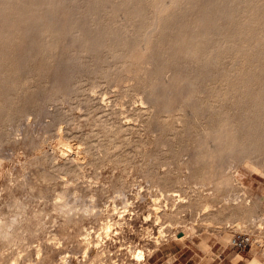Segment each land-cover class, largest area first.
I'll return each instance as SVG.
<instances>
[{
  "label": "rangeland",
  "instance_id": "1",
  "mask_svg": "<svg viewBox=\"0 0 264 264\" xmlns=\"http://www.w3.org/2000/svg\"><path fill=\"white\" fill-rule=\"evenodd\" d=\"M5 1L0 0V9L4 6L0 10V38L5 36L0 39V224L7 227L5 232H0V264H112L113 261L141 264L154 249L170 242L184 245L185 257L192 258L189 264L198 263L199 256L204 257L208 247L215 250L220 247L233 253V261L220 264H264V253L257 248L237 251L228 245L236 228L253 230L258 221L264 225V143L259 147L263 146V150L257 152L258 149H254L249 154L260 169L252 172L242 166V158L247 153L245 148L239 150L241 153L233 151L228 158L232 164L226 163L228 161L223 157L227 152L219 146L224 140L219 138L215 142H206L208 110L206 115L203 113L205 110L196 113L197 110L189 108L192 94L202 99L220 86L214 79L217 69L224 70L225 75L237 70L246 71L254 64L249 59L261 56L264 51V0H256V5L252 4L255 0H175L171 3L166 0H93L95 3L92 0H54L53 4H47V0H19L17 5L15 2L18 0H8V5L13 1L10 8ZM93 5L94 10L91 9ZM248 5H253V9ZM26 7L37 13L49 10L54 16L55 34L51 35L53 38L48 40L47 46L40 42L37 43L39 46H33L22 33V24L32 18L26 14L27 11L25 13ZM100 7L104 12L102 16ZM229 7L233 8L232 11ZM154 14L162 17L161 29L154 33V42H145ZM241 19H246L245 24L236 23ZM104 20L108 22L104 24ZM184 20V23H191L186 25L182 22ZM75 21L91 22L92 30L99 29L95 31H99L100 36L93 31L90 34L92 38L89 37L84 44L78 40L74 42L67 28ZM192 21H195L193 27H207L209 38L205 33H201V37L198 29V32L191 29ZM234 21L239 24L237 28ZM130 22L135 24L134 28ZM258 23H262V27ZM106 24L108 26H104ZM164 25L165 29L162 28ZM225 27L226 33L221 31ZM230 28L233 34L229 33ZM225 34L232 39L234 37L236 42H229L228 48L222 50L219 64L210 67V74L203 76L194 88H189L182 81L176 84L172 79L173 73H179L181 68L190 73L195 69L193 66L196 67L194 60L182 55L184 48L191 44L206 46L211 39L212 44ZM101 42L106 43L102 45ZM163 49L166 52H161ZM118 51L122 53L117 54ZM171 51L178 55L176 62L170 60ZM157 55L160 62L162 58V63H158ZM240 57L245 59L242 66L237 63ZM19 59L24 60L22 69L19 68L22 62ZM169 82L174 83L175 89ZM165 87L169 90V94L167 89L165 91L168 100L154 105L148 101L149 94H161ZM210 100L214 101L209 99L207 102ZM211 101L207 104L212 108L216 102L219 105L218 101L214 104ZM195 117L199 121L197 124ZM203 120H207L206 124ZM62 142L72 145V148L64 149ZM239 142L244 143L241 139ZM77 152L79 156L75 157ZM227 180L230 181L229 186L225 184ZM228 190H231V195L225 202ZM120 191L123 192L121 195L118 194ZM62 193H65L64 200L58 198ZM59 200H67L69 205L62 207L63 202ZM123 200L128 204V211L120 218L113 212L111 202L115 201L121 207L125 203ZM54 201H58L60 206L54 205ZM181 202H185V208H179ZM204 204L212 209L206 216L200 210ZM248 210L252 215H245ZM156 212L159 213V221L156 220ZM239 221L241 226L236 227ZM106 222L111 224L108 236L103 230ZM88 232L89 239H86ZM136 250L143 252L144 258L140 262L133 258ZM211 257L217 262L223 258L214 254Z\"/></svg>",
  "mask_w": 264,
  "mask_h": 264
},
{
  "label": "bare ground",
  "instance_id": "2",
  "mask_svg": "<svg viewBox=\"0 0 264 264\" xmlns=\"http://www.w3.org/2000/svg\"><path fill=\"white\" fill-rule=\"evenodd\" d=\"M4 1V0H3ZM6 1H8V0H6ZM5 1V2H6ZM32 1V0H31ZM30 1V2H31ZM137 1V0H136ZM139 1H141V0H139ZM148 1V0H147ZM173 1H175V0H166V2L167 3H171V2H173ZM198 1V0H197ZM207 1V0H206ZM217 1V0H216ZM235 1V0H234ZM250 1V0H249ZM252 1H254V0H252ZM252 1L251 2H249L250 3V5H251V3H252ZM259 1H261V0H259ZM13 1H10V4L12 3ZM18 2H20L19 0L18 1H16L15 2V4L16 3H18ZM47 2V4H53L54 3V0H47L46 1ZM46 2H44V3H46ZM79 2V1H78ZM84 2V1H83ZM112 2H113V0H112ZM145 2H146V0H145ZM219 2V1H218ZM7 4L6 5H8V2H6ZM32 3V2H31ZM30 3V4H31ZM56 3V2H55ZM89 3V2H88ZM90 3H91V1H90ZM92 3H95V2H93V0H92ZM126 4H127V1L125 2ZM135 3V2H134ZM141 4H143L142 2H140ZM148 3V2H147ZM208 3V2H207ZM210 3V2H209ZM233 3V2H232ZM232 3H229L231 6H234V4L232 5ZM256 3V0H255V2L254 3H252L253 5ZM259 3V2H258ZM1 4H4V3H1ZM8 5L9 6V8H10V6H12V4L11 5ZM21 4V3H20ZM67 4V3H66ZM166 4V3H165ZM179 4V3H178ZM203 4V3H202ZM236 4V3H235ZM17 5V4H16ZM27 5H29V4H27ZM96 5V4H95ZM95 5H93V7L91 8V9H93L94 10V6ZM97 5H98V3H97ZM99 5H100V3H99ZM125 4H123L122 6H124ZM144 6H146L147 7V5H145V4H143ZM186 5V4H185ZM210 5H212L213 6V4H210ZM210 5H208V7L210 6ZM227 5V3L225 4V5H223V7L224 6H226ZM250 5H248L249 7H250ZM253 5L250 7V8H252L253 7ZM256 5V4H255ZM2 6V5H1ZM22 6H24V5H22ZM21 6V7H22ZM45 6H46V4H45ZM118 6V5H117ZM137 6V5H136ZM143 6V7H144ZM236 6H237V4H236ZM263 6V5H262ZM6 7V6H5ZM20 7V8H21ZM25 7V6H24ZM89 7V6H88ZM138 7H141V6H138ZM207 7V8H208ZM214 7H215V5H214ZM2 9L4 8V6L3 7H1ZM8 8V7H7ZM8 8V9H9ZM13 8H14V6H13ZM27 8V10H24L25 11V13H26V11H27V13L26 14H29L30 15V17H32V18H30L29 20H27L25 23H23L22 24V33L23 34H25L26 35V37L29 39L28 41H30L31 43H33V46L35 45V44H37L38 42H40V44H42V45H44V46H47V43H48V40L50 39V38H53V37H51V35H54L55 34V32H54V34H53V31H54V16L53 15H51L50 13H49V10H39V11H41V12H39L38 11V9H37V11H38V13H41V14H38L37 12H36V10L34 11V12H32L33 10H31L29 7H26ZM28 8H29V10H28ZM32 8V7H31ZM40 8V7H39ZM99 8V7H98ZM97 8V9H98ZM102 8H104V7H102ZM117 8V7H116ZM115 7H114V9H116ZM119 8V7H118ZM133 8V7H132ZM204 8H205V6H204ZM206 8V9H207ZM212 8V7H211ZM229 8H231V7H229ZM228 8V12H229V14H230V9ZM247 8V7H246ZM2 9H0V10H2ZM17 9V8H16ZM41 9V8H40ZM46 9V8H45ZM50 9V8H49ZM134 9V8H133ZM142 9V8H141ZM150 9V8H149ZM148 9V10H149ZM178 8H176V10H177ZM209 9H210V7H209ZM214 8H212V10H213ZM232 9L233 8H231V11H232ZM235 9L236 10H238L236 7H235ZM243 9V8H242ZM241 9V10H242ZM253 9V8H252ZM251 9V10H252ZM23 10V9H22ZM117 10V9H116ZM129 10H132V9H129ZM148 10H147V13H150V12H148ZM151 10V9H150ZM149 10V11H150ZM176 10H174V12H178V11H176ZM200 10H202V8L200 9ZM204 11H205V9H203ZM202 10V11H203ZM208 10V9H207ZM212 10H209V11H212ZM241 10H240V12H241ZM251 10H250V12H251ZM6 11V10H5ZM13 10H11V12H12ZM17 11H18V9H17ZM98 11H99V9H98ZM104 11H106V10H104ZM133 11H136L137 12V10H133ZM235 11V10H234ZM234 11L233 12H231L232 14L234 13ZM11 12H9V13H11ZM51 12V11H50ZM100 12H102L101 13V16H102V14L104 13L103 12V10L101 11V7H100ZM127 12H129V11H127ZM140 12H142V11H140ZM170 12H173V11H170ZM169 12V13H170ZM186 12V11H185ZM188 12V11H187ZM194 12V11H193ZM200 11L198 10V13H199ZM208 11H206V13H207ZM240 12H239V14H240ZM248 12V11H247ZM246 12V13H247ZM5 13V12H4ZM13 13V12H12ZM15 13V12H14ZM17 13V12H16ZM55 14H56V12H54ZM95 13H97V12H95ZM94 13V14H95ZM191 13V12H190ZM205 13V12H204ZM212 13V12H211ZM211 13H209V14H211ZM246 13H244V15L246 14ZM249 13V12H248ZM247 13V14H248ZM256 13V12H255ZM20 13L18 12V15H19ZM54 14V15H55ZM79 14V13H78ZM151 14H152V12H151ZM150 14V15H151ZM178 14H180L179 12H178ZM178 14L177 13H175L174 15L176 16H178ZM192 14V13H191ZM194 14H196V16L198 15L197 13H196V11H195V13ZM238 14V13H237ZM238 14V15H239ZM246 14V15H247ZM10 15V14H9ZM18 15H14V17H17ZM59 15V14H58ZM57 15V16H58ZM130 15H132V14H130ZM138 15H139V13H138ZM149 15V14H148ZM183 15H184V13H183ZM188 15V14H187ZM206 15H208V14H206ZM228 15V14H227ZM242 15V14H241ZM245 15V16H246ZM56 16V15H55ZM88 16V15H87ZM99 16V15H98ZM106 16V15H105ZM154 16H155V14H154ZM164 16H165V14H164ZM175 16H173L174 18H175ZM179 16H181V15H179ZM186 16V15H185ZM192 16V15H191ZM212 16V15H211ZM229 16V15H228ZM234 16V15H233ZM251 16V15H250ZM254 16L255 15H253V18H254ZM258 16H260V14L258 15ZM9 17V16H8ZM11 17V16H10ZM79 17V16H78ZM92 17V16H91ZM127 17V16H126ZM130 17V16H129ZM134 17H136V16H134ZM139 17V16H138ZM137 17V18H138ZM173 17H172V19H173ZM198 17V16H197ZM196 17V18H197ZM205 17H207V16H205ZM249 17V16H248ZM58 18V17H57ZM57 18H56V20H57ZM94 18H96L95 16H94ZM93 18V19H94ZM107 18H109V17H107ZM114 18V17H113ZM125 18V17H124ZM145 18H147V17H145ZM152 18V17H151ZM164 18V17H163ZM185 18V17H184ZM190 18V17H189ZM192 18H194L193 16H192ZM211 18V17H210ZM253 18H252V20H253ZM262 18V17H261ZM261 18H260V21H262L261 20ZM9 19V18H8ZM12 19H15L16 20V18H13L12 17ZM69 19V18H68ZM93 19H92V22H93ZM104 19H106V17L104 18ZM119 19V18H118ZM136 19V18H135ZM182 19H183V16H182ZM185 19H188V17L187 18H185ZM17 20H18V18H17ZM55 20V21H56ZM73 20V19H72ZM87 19H85V21H86ZM88 20H90V19H88ZM87 20V21H88ZM99 20V19H98ZM101 20V19H100ZM110 20V19H109ZM115 20V19H114ZM126 20H127V18H126ZM134 20V19H133ZM177 20V19H176ZM180 20H181V18H180ZM191 19H189V21H190ZM193 20V19H192ZM195 20V19H194ZM198 20V19H197ZM234 20V19H233ZM242 21L241 22H238V21H236V23H243L245 20L244 19H241ZM250 21H251V19H249ZM80 21V20H79ZM82 21H84V20H82ZM81 21V22H82ZM97 21V20H96ZM102 21V20H101ZM105 21V20H104ZM111 21H113V19H111ZM120 21V20H119ZM140 21H142V24H143V20H140ZM179 21V20H178ZM188 21V20H187ZM254 21V20H253ZM256 21V20H255ZM258 21V20H257ZM11 22H12V20H11ZM13 22H14V20H13ZM108 22V21H107ZM106 21L104 22V24L105 23H107ZM110 22V21H109ZM131 22H133V21H131ZM131 22L129 23L130 24V26L132 25H135V24H131ZM135 22H137V21H135ZM161 22H162V17H159V15H156L155 17H154V19H152V22H151V24H150V26L148 27V23H147V29H148V31H147V34H146V36H145V38H144V40H145V42H154V41H152V38L154 37V33L155 32H158L159 31V29H161L160 28V25H161ZM165 22V21H164ZM183 23L185 22V20L184 21H182ZM193 22H195V21H192V23ZM231 22H232V20H231ZM259 22V21H258ZM17 23V22H16ZM89 23H91V22H89ZM89 23L87 22H83V23H79L78 21H75V22H73L71 25H70V28L68 29L67 28V30H69V32H70V36L71 37H73V39H74V42L76 41V40H78V42H82L83 44L87 41V39L89 38V37H91V32H93V31H97V30H99V29H95V30H92V27H91V25H89ZM94 23L96 24L97 22H95V20H94ZM93 23V24H94ZM100 22H98V24H99ZM113 23H114V21H113ZM116 23V22H115ZM168 23V26H169V22H167ZM166 23V24H167ZM170 23H172V22H170ZM174 23V22H173ZM178 23H180V21L178 22ZM187 23H191V22H187ZM187 23H184V24H186L187 25ZM197 23V22H196ZM95 24L93 25L94 26V28H96L95 27ZM128 24V25H129ZM175 24H177V23H175ZM175 24H174V27H176L175 26ZM182 24V23H181ZM227 24V26H228V22L226 23ZM232 24V23H231ZM234 24H235V21H234ZM244 24H245V22H244ZM252 24V26H253V23H251ZM259 25H260V23H258ZM12 26H13V24H11ZM15 25V24H14ZM100 25V24H99ZM112 25V24H111ZM115 25V24H114ZM125 25V24H124ZM180 25V24H179ZM189 25V24H188ZM191 25V24H190ZM193 25H195V23H193L192 24V26H191V29L193 28V30H196L197 31V29H198V31H200L199 32V34L201 35V33H205L206 34V31H207V27H205V26H202V25H200V26H198V25H196V26H194L193 27ZM203 25H205V23H203ZM207 25V24H206ZM236 25V24H235ZM239 25V24H238ZM238 25H236V28H237V26ZM242 25V24H241ZM261 25H262V23H261ZM260 25V26H261ZM104 26H108V24H106V25H104ZM113 26V25H112ZM143 26V25H142ZM172 25H170V27H171ZM184 26V25H183ZM231 26H233V24L231 25ZM259 26V27H260ZM11 27V26H10ZM58 27V26H57ZM67 27V26H66ZM97 27H98V25H97ZM100 27V26H99ZM98 27V28H99ZM178 27V26H177ZM189 27V26H188ZM187 27V28H188ZM216 27H218V26H216ZM234 27V26H233ZM256 27V26H255ZM262 27V26H261ZM14 28V27H13ZM16 28H17V25H16ZM107 27H105V29H106ZM109 28V27H108ZM113 28V27H112ZM115 28V27H114ZM117 29H118V27H116ZM120 28V27H119ZM131 28V27H130ZM133 28H134V26H133ZM141 28V27H140ZM144 28H145V31H146V25H144ZM162 28L163 29H165V25H164V27L162 26ZM169 28V27H168ZM220 28V27H219ZM224 28V27H223ZM222 28V30L221 31H223L224 30V32H225V30H226V27H225V29H223ZM247 28H250L249 26L247 27ZM246 28V29H247ZM162 29V30H163ZM167 29V28H166ZM178 29V28H177ZM209 29V28H208ZM245 29V30H246ZM12 30H15V29H12ZM16 30H18V29H16ZM20 30V29H19ZM66 30V29H65ZM170 30V29H169ZM186 30H189V29H186ZM213 30V29H212ZM211 30V31H212ZM231 30H232V28H230V31H229V33L231 32ZM256 30H258V29H256ZM94 32L95 33V35L97 34V35H99L100 36V33H99V31H98V33L97 32ZM109 31H111L110 29H109ZM143 31V30H142ZM144 31V32H145ZM167 31V30H166ZM190 31V30H189ZM197 31V32H198ZM215 31V30H214ZM220 31V30H219ZM219 31L217 32V34H219ZM220 31V32H221ZM233 31V30H232ZM249 31H250V29H249ZM249 31H247V32H249ZM260 31H262V30H260ZM259 31V32H260ZM19 32V31H18ZM69 32H67V33H69ZM106 32H107V30H106ZM113 32V31H112ZM111 32V33H112ZM114 32H115V30H114ZM134 32V31H133ZM171 32V31H170ZM179 32V31H178ZM15 33V32H14ZM56 33H59V31H57ZM180 33V32H179ZM208 33V32H207ZM226 33V32H225ZM232 33V32H231ZM230 33V34H231ZM115 34V36H116V33H113V35ZM142 34H143V32H142ZM157 35H158V33H156ZM161 34H162V31H161ZM160 34V35H161ZM215 34V33H214ZM233 34V33H232ZM5 35V34H4ZM11 35V34H10ZM93 35V34H92ZM130 35V34H129ZM131 35H133L132 33H131ZM134 35H135V33H134ZM160 35H159V37H160ZM194 35V34H193ZM196 35V34H195ZM207 35V34H206ZM12 36V35H11ZM14 36H15V34H14ZM111 36V35H110ZM124 36H125V34H124ZM142 36H144V34L142 35ZM141 36V37H142ZM175 36V35H174ZM177 36H178V34H177ZM197 36V35H196ZM209 35H207V37H208ZM217 36V35H216ZM235 36V35H234ZM4 37L5 36H2V38L4 39ZM13 37V36H12ZM56 37V36H55ZM95 37V36H94ZM136 37H138V36H136ZM140 37V39H142ZM158 37V36H157ZM182 37V36H181ZM184 37V36H183ZM201 37H202V35H201ZM218 37V36H217ZM2 38H0V39H2ZM92 38V37H91ZM98 38V37H97ZM124 38V37H123ZM122 38V39H123ZM128 38H133V37H128ZM174 39H175V37H173ZM177 39H178V37H176ZM197 38V37H196ZM209 38V37H208ZM212 38V37H211ZM213 38H214V36H213ZM219 38H221V39H219V40H217V41H212V44L214 43V42H218L217 44H215V45H212L211 44V40L210 39H208V40H210L209 41V43H207L208 45H206V46H199V47H195L193 44H191V45H189L187 48H184V53H182V55H184L186 58H189V59H191L192 61L194 60L195 61V64H196V67H194L193 66V68H195V69H192V71L190 70V73L189 72H187V70H186V72H184L183 70V68H181L182 70H179V73H173V80L176 82V84H177V81H182L183 83H184V85H187L189 88L191 87V88H194L196 85H197V82H199V80H201V78L203 77V76H206V74L208 75V74H210V71H209V69H210V67H212L213 68V66L214 65H218L219 64V58H220V54L222 53V50L223 49H226V47H227V45H230V43L229 42H236V40H233L234 39V37H233V39H232V36H230L229 34L226 36V34H225V36H221V37H219ZM236 38H237V36H236ZM264 38V37H263ZM71 39V38H70ZM96 39V38H95ZM98 39H101L100 37L98 38ZM126 40H127V37L125 38ZM125 39H123L124 41H125ZM140 39H139V41H140ZM156 39V38H155ZM158 39V38H157ZM176 39V40H177ZM183 39V38H182ZM203 38H201V40H202ZM11 40V39H10ZM53 40V39H52ZM102 41H104L103 39H101ZM114 40V39H113ZM130 40V39H129ZM128 40V41H129ZM136 40H137V38H136ZM136 40H135V42H136ZM176 40H172V41H176ZM199 41L198 42H200V37H199V39H198ZM261 40H263V39H261ZM14 41V40H13ZM19 41V40H18ZM156 41H159V40H156ZM171 44H172V42L170 41V40H168ZM193 41V40H192ZM195 41V40H194ZM15 42V41H14ZM17 42V41H16ZM20 42V41H19ZM43 42H45V43H43ZM70 42V41H69ZM95 42V41H94ZM114 42V41H113ZM132 42V41H131ZM131 42H129L130 44H131ZM137 42H138V40H137ZM162 42V41H161ZM167 42V41H166ZM191 42V41H190ZM197 42V41H196ZM197 42V44H199ZM207 42V41H206ZM242 42V41H241ZM262 41H260V43H261ZM29 43V42H28ZM30 43V44H31ZM96 43V42H95ZM102 43V42H101ZM104 43H106V42H103L102 43V45L104 44ZM129 43H126L128 46L130 45ZM132 43H134V42H132ZM156 43V42H155ZM175 43V42H174ZM192 43H194V42H192ZM39 44V43H38ZM37 44V46H39ZM70 44V43H69ZM114 44V43H113ZM118 44V43H117ZM177 44V43H176ZM212 45V46H210V45ZM50 45V44H49ZM70 45H74V44H70ZM69 45V46H70ZM101 45V46H102ZM106 45V44H105ZM111 45H112V43H111ZM132 45V44H131ZM130 45V46H131ZM178 45V44H177ZM176 45V46H177ZM194 47H193V46ZM200 45V44H199ZM3 46V45H2ZM1 46V47H2ZM30 46V45H29ZM97 46V45H96ZM100 46V45H99ZM114 46V45H113ZM136 46V45H135ZM154 46V45H153ZM161 46V45H160ZM172 46H173V44H172ZM171 46V47H172ZM251 46V45H250ZM259 46V45H258ZM6 47V46H5ZM79 47V46H78ZM78 47H77V49H78ZM104 47V46H103ZM106 47V46H105ZM107 47H108V45H107ZM106 47V48H107ZM112 47V46H111ZM127 47V46H126ZM163 47H165V44H164V46ZM170 47V48H171ZM2 48H4V47H2ZM24 48V47H23ZM23 48H22V50H23ZM32 48V47H31ZM102 48V47H101ZM109 49H112V48H110V47H108ZM131 48V47H130ZM141 48H142V46H141ZM153 48V47H152ZM162 47H160V49H161ZM165 48H167V43H166V47ZM228 48V47H227ZM254 48H256V47H254ZM30 49V48H29ZM43 49V48H42ZM45 49V48H44ZM43 49V50H44ZM126 49H128V48H126ZM33 50V49H32ZM31 50V52H33ZM102 50V49H101ZM152 50V49H151ZM164 50V49H163ZM166 50V49H165ZM161 51V52H166V51ZM25 51V50H24ZM36 51V50H35ZM51 51V50H50ZM69 51H70V49H69ZM72 51H74V50H72ZM103 51H104V49H103ZM105 51H107L106 49H105ZM109 51V50H108ZM123 51V50H122ZM125 52H126V50H124ZM128 51V50H127ZM155 51V50H154ZM239 51V50H238ZM22 52V51H21ZM39 52H41V51H39ZM100 52V51H99ZM115 52H117V51H115ZM255 52V51H254ZM23 53V52H22ZM45 53H47V52H45ZM73 53V52H72ZM77 53V52H76ZM79 53V52H78ZM82 54H84L83 53V51L81 52ZM101 53V52H100ZM103 53V52H102ZM113 53V52H112ZM122 52H120L119 53V51H118V53L117 54H121ZM159 53V52H158ZM5 54H7V51H6V53ZM21 54V53H20ZM32 54V53H31ZM48 54V53H47ZM46 54V55H47ZM81 54V55H82ZM97 54V53H96ZM103 54H105V52L103 53ZM109 54V53H108ZM115 54V53H114ZM113 54V55H114ZM170 54H171V61H173V62H176L177 61V59H178V55L176 56V54L174 53V51H171L170 52ZM3 55V53H1V56ZM25 55V54H24ZM24 55H23V57H24ZM26 55H29L27 52H26ZM45 55V56H46ZM50 55H51V52H50ZM74 55V54H73ZM91 55V54H90ZM106 55V54H105ZM152 56H153V54H151ZM165 55V54H164ZM164 55H163V57H164ZM227 55V54H226ZM230 55V54H229ZM4 56V55H3ZM6 56V55H5ZM17 56V55H16ZM32 56V55H31ZM35 56H36V53H35ZM45 56L43 55V57L45 58ZM75 56V58H76V54L74 55ZM118 56V55H117ZM123 56V55H122ZM121 56V57H122ZM158 56V55H157ZM224 56H225V54H224ZM28 57H30V55L28 56ZM80 57V56H79ZM110 57H111V54H110ZM116 57V56H115ZM156 57V56H155ZM154 57V58H155ZM167 57V56H166ZM227 57V56H226ZM234 57V56H233ZM255 57V56H254ZM4 58H6V57H4ZM22 58V57H21ZM32 58H35L34 56L32 57ZM31 58V59H32ZM37 58H39V56L37 57ZM43 58V60H47V59H44ZM72 58H73V56H72ZM91 58V57H90ZM114 58V57H113ZM113 58H111V60L113 59ZM157 58V60L159 59V56L158 57H156ZM228 59H229V57H227ZM241 58V57H240ZM0 59H2V58H0ZM7 59V58H6ZM11 58H9V60H10ZM28 59V58H27ZM25 57H24V60L25 61H27L28 62V60H27ZM77 59V58H76ZM80 59V58H79ZM118 59H119V57H118ZM248 59V58H247ZM23 60V61H24ZM32 60H35V59H32ZM72 60V59H71ZM78 60V59H77ZM77 60H75V62H77ZM83 60V59H82ZM81 60V61H82ZM249 60H251L252 62H254V64L249 68V69H247L246 68V71L245 70H237V71H232L231 73H229V74H227V75H225L223 72H224V70H216V68H215V70H216V75H215V77L214 76H212V77H214V79L216 78L218 81H219V84H220V86H218V88L217 89H215L213 92H211V93H209V94H207V95H205L206 97H204V98H199V97H196L195 95H193L192 94V99H190V97H189V100H192V103H191V106L189 107L190 109H194V111L195 110H197V112L196 113H198V111H200V112H203L204 110H205V112H203V113H206V110H208V113L210 114V117L208 118V124H209V129L207 128V127H204V129H206L207 128V132H208V135H207V137H206V142L207 141H212V140H214V142H215V140H217V139H219V138H221V139H223L224 140V142H223V145H219V143H217V145H219V146H221L220 148L222 149V151H224L225 153L227 152V154L223 157V160L224 161H228L229 159V157L231 156V154H232V152L233 151H235V150H241V149H243V148H245L247 151V153H246V155H245V157L244 158H242L243 159V164H242V166L243 167H245V169H248L249 171H256L257 169H260V166L258 165V163H256L255 161H253L249 156V154H251L253 151H254V149H258V151L257 152H259V150H263V146H262V148H260L259 149V147H261V144H263L264 143V51H263V53L261 54V56L259 55L258 57H255V58H253V59H249ZM1 61V60H0ZM19 61H22V60H20L19 59ZM23 61L20 63V69H22V68H24V66L22 67V63H23ZM40 61H42V58L40 59ZM78 61H80V60H78ZM159 61V60H158ZM161 61L163 62V60H162V58H161ZM187 61V60H186ZM185 61V62H186ZM243 61H245V59H243V58H241V59H238V62L237 63H239V65H241L242 64V62ZM8 62V61H7ZM7 62H5V63H7ZM155 62H157V61H155ZM162 62H158V63H162ZM170 62V61H169ZM185 62H183V64L185 63ZM230 62V61H229ZM82 63V62H81ZM178 63V62H177ZM2 64V63H1ZM38 64H39V62H38ZM156 65H157V63H155ZM165 64L167 65L168 64V61H167V63H166V61H165ZM180 64V63H179ZM8 65V64H7ZM176 65V64H175ZM39 66V65H38ZM164 66V65H163ZM168 66V65H167ZM190 66L191 65H189V68H190ZM242 66V65H241ZM244 66V65H243ZM3 67H4V65H3ZM5 67H7V66H5ZM169 68H170V66H168ZM168 67H166V69L168 68ZM246 67V66H245ZM161 68V67H160ZM168 68V69H169ZM176 68H178V65H177V67ZM188 68V67H187ZM191 68H192V66H191ZM219 68V67H218ZM3 68H1V70H2ZM26 69V68H25ZM39 69V68H38ZM5 70V69H4ZM8 70V69H7ZM175 70V72H176V69H174ZM178 70V69H177ZM209 72H208V71ZM232 70V69H231ZM25 72L26 70H20V72ZM38 71V70H37ZM213 71V70H212ZM167 72V71H166ZM213 73V72H212ZM166 74V73H165ZM9 75V74H8ZM171 75V74H170ZM5 77V76H4ZM169 75H168V79H169ZM73 78V77H72ZM158 78H160L159 76H158ZM162 78V77H161ZM160 78V79H161ZM170 78V79H171ZM208 79H209V77H208ZM207 79V81L208 82H210L209 80ZM212 79V78H211ZM5 80V79H4ZM3 80V81H4ZM7 81V80H6ZM10 81V80H9ZM14 81V80H13ZM71 81V80H70ZM156 82H157V80H155ZM154 81V82H155ZM165 81V80H164ZM172 81V80H171ZM174 81H172V82H174ZM204 80H202V81H200V82H203ZM218 81H217V84H218ZM1 82V81H0ZM155 82V83H156ZM159 82V81H158ZM162 82V81H161ZM160 82V83H161ZM170 83L171 85H173L174 83ZM181 82V83H182ZM206 82V81H205ZM215 82V81H214ZM2 83V82H1ZM11 83H12V80H11ZM70 83V82H69ZM160 83H158V84H160ZM178 83H180V82H178ZM213 83V82H212ZM6 84V83H5ZM154 84V83H153ZM175 84V85H176ZM200 84V83H199ZM69 85V84H68ZM163 85V84H162ZM168 85V84H167ZM201 85V84H200ZM207 85H209V84H207ZM214 85L216 86V84L214 83ZM213 85V86H214ZM70 87H71V83H70V85H69ZM198 86V85H197ZM14 87V86H13ZM39 87V86H38ZM152 87H154L153 85H152ZM167 87V86H166ZM164 88L163 90H164V92H162L161 94H156V93H151V94H149V96H148V101L150 102V103H152L153 105H154V103H158L159 101H160V103H162L161 102V100L163 101L164 99H166V100H168L167 99V94L165 93V91H166V89L167 88ZM170 86H168V88H169ZM171 87H173L174 89H175V86L173 85V86H171ZM170 87V88H171ZM212 87V86H211ZM169 88V89H170ZM173 88H171V89H173ZM177 88V87H176ZM188 88V89H189ZM15 89V88H14ZM186 87H185V92H186ZM199 89V88H198ZM155 90V89H154ZM158 90V89H157ZM156 90V91H157ZM168 90V89H167ZM200 90V89H199ZM15 91H16V89H15ZM171 91H173V90H171ZM195 91V90H194ZM155 92V91H154ZM158 92V91H157ZM168 92V94H169V90L167 91ZM197 92V91H196ZM196 92H195V94H196ZM2 93V92H1ZM17 93H18V90H17ZM172 93V92H171ZM200 93H202V91L200 92ZM13 94V93H12ZM206 94V93H205ZM8 96V95H7ZM12 96V95H11ZM13 96H15V94H13ZM169 98H170V96H169ZM209 99H212V100H214V101H218L219 102V105L218 104H216L214 101L212 102L211 100V102L214 104L215 103V105H218V106H216V108H214V106L215 105H213V108H212V106H209L207 103H209V102H207ZM165 100V101H166ZM9 102V101H8ZM164 102V101H163ZM11 102H9V104H10ZM212 105V104H211ZM188 108V109H189ZM186 109V108H185ZM187 110V109H186ZM186 110H184L185 112H186ZM193 111V112H194ZM200 114V113H199ZM208 114V115H209ZM191 115H193V113L191 114ZM206 115H207V113H206ZM194 116V115H193ZM188 117H190V116H188ZM23 118V117H22ZM179 118H181V116L179 117ZM196 118V117H195ZM197 119V118H196ZM195 119V121H196V124H197V121H198V119L196 120ZM20 120V119H19ZM21 121V120H20ZM200 121H202V120H200ZM204 121V120H203ZM207 120H205L204 121V123L206 122ZM198 123H199V121H198ZM203 123V122H202ZM203 123V124H204ZM201 124V123H200ZM206 124V123H205ZM9 126H11V125H9ZM8 126V127H9ZM197 126V125H196ZM203 126V125H202ZM208 126V125H207ZM198 128H199V126H197ZM11 128V127H10ZM10 128H9V130H10ZM13 128V127H12ZM194 128H196V127H194ZM9 130H7V132L9 131ZM13 131V130H12ZM198 133H200V130L198 131ZM5 135H6V133H4ZM8 136V135H7ZM241 137V138H240ZM247 138V139H246ZM7 139V138H6ZM5 139V140H6ZM205 139V138H204ZM203 139V140H204ZM239 139H241V141L243 140L244 141V143L242 142V143H240L239 142ZM217 142H219V141H217ZM211 143H213V142H211ZM216 144V143H215ZM61 145L63 146V148L65 149V148H67L68 150L69 149H71L72 148V145L70 146L68 143H65V142H62L61 143ZM205 146V145H204ZM60 147V146H59ZM199 147V146H198ZM202 147V146H201ZM91 148V147H90ZM87 150H89V149H87ZM86 150V151H87ZM78 151V150H77ZM90 151V150H89ZM88 151V152H89ZM264 151V150H263ZM263 151H261V152H263ZM75 152V151H74ZM217 152V151H216ZM218 152H219V149H218ZM240 152V151H239ZM69 153V152H68ZM92 153V152H91ZM220 153V152H219ZM241 153V152H240ZM264 153V152H263ZM108 154V153H107ZM221 154H222V152H221ZM259 154V153H258ZM257 154V155H258ZM240 155H242V154H240ZM256 155V154H255ZM76 156H79V152H77L76 154H75V157ZM220 156V155H219ZM218 156V157H219ZM66 157V156H65ZM107 158V157H106ZM105 158V159H106ZM206 158H208V157H206ZM205 158V159H206ZM221 158V157H220ZM96 159V158H95ZM257 159V158H256ZM103 160V159H102ZM263 160H264V158H263ZM218 161V160H217ZM220 161V160H219ZM218 161V162H219ZM230 161H228V162H226V163H229ZM204 163V162H203ZM231 163V162H230ZM218 164V163H217ZM232 164V163H231ZM231 166V165H230ZM229 168V167H228ZM202 169H203V167H202ZM202 169H200V170H202ZM208 169V168H207ZM207 171V170H206ZM205 171V172H206ZM204 172V173H205ZM228 172V171H227ZM207 173V172H206ZM209 173V172H208ZM213 175V174H212ZM224 176H226V175H224ZM215 182V181H214ZM225 184H226V186H229V184H230V181L229 180H227V181H225ZM217 186V185H216ZM123 187V186H122ZM123 192L122 191H120V193H118V194H122ZM173 193V192H172ZM209 193V192H208ZM175 194V193H174ZM172 195V196H177V195ZM231 195V190H228V193L226 194V196H225V198H224V200H225V202L228 200L229 201V199H228V197ZM65 196V193H62L61 195H59L58 196V198L61 200V199H63V197ZM57 198V199H58ZM65 198V197H64ZM125 199V198H124ZM59 200V201H60ZM64 200V199H63ZM63 200H62V202H63ZM67 201V200H66ZM66 201H64L61 205H62V207H63V205L64 206H66L67 207V205H69L68 204V202H66ZM124 202H125V200H123ZM155 202V201H154ZM183 202V201H182ZM181 202V203H182ZM55 203L58 205L59 204V202L57 201V202H55L54 201V205H55ZM185 203V202H184ZM184 203H182V204H180V206H179V208H182V207H184L183 205H184ZM228 203V202H227ZM225 204V203H224ZM56 205V206H57ZM111 205H112V209H113V212L115 213V214H117L120 218H122L123 216H124V213H126L127 211H128V209H127V206H128V204H127V202H125L124 203V205L123 206H121V207H118V205L116 204V202L115 201H113V202H111ZM188 205H190V204H188ZM58 206H60V204L58 205ZM57 206V207H58ZM186 206V205H185ZM228 206V205H227ZM56 207V208H57ZM61 207V208H62ZM65 207V208H66ZM69 207V206H68ZM55 208V206H54V209H56ZM70 208V207H69ZM185 208V207H184ZM193 208V207H192ZM58 209V208H57ZM158 209V208H157ZM189 209V208H188ZM67 210V209H66ZM69 210V209H68ZM200 210H202L201 212H202V214H203V216H206V215H208V213H209V211L210 210H212V209H210V206L209 205H206V204H204V206H202V208L200 209ZM61 211H63V213L64 212H66V211H64V210H61ZM201 212H199V213H201ZM156 215H155V217H156V220L157 221H159L160 220V216H159V213L158 212H156L155 213ZM252 215V212L251 211H247L246 213H245V215ZM178 215V214H177ZM176 215V216H177ZM244 215V214H243ZM171 216V215H170ZM179 218V217H178ZM210 225V224H209ZM240 227L241 226V222L239 221V222H237V224H236V227ZM6 227H7V225L6 224H4V223H2V224H0V232H5V230H6ZM110 229H111V224H110V222H106V224H104V226H103V230L105 231V233H106V236H108V233L110 232ZM193 230V229H192ZM8 231V230H7ZM2 234V233H1ZM3 234H6V235H8L7 233H3ZM89 235H90V233L88 232L87 233V235H86V239H89ZM133 258H134V260L135 261H137V262H140L141 260H143V258H144V255H143V252L141 251V250H136L135 252H134V254H133ZM112 264H120V263H118V262H116V261H113L112 262Z\"/></svg>",
  "mask_w": 264,
  "mask_h": 264
},
{
  "label": "crops",
  "instance_id": "3",
  "mask_svg": "<svg viewBox=\"0 0 264 264\" xmlns=\"http://www.w3.org/2000/svg\"><path fill=\"white\" fill-rule=\"evenodd\" d=\"M177 244L179 242H170L159 246L141 264H189L192 258H189L188 255L185 257L186 251L183 250L184 245ZM206 250L203 254L204 257L199 256L198 263L196 262V264H213V262H217L211 257L212 254L215 256H223V258H219L220 261L216 264L223 263L224 261H227V263L228 261H233V253H229L225 249L221 250L219 247L215 250L213 247H208ZM214 250L215 252H213ZM195 255L196 253H194Z\"/></svg>",
  "mask_w": 264,
  "mask_h": 264
},
{
  "label": "built area",
  "instance_id": "4",
  "mask_svg": "<svg viewBox=\"0 0 264 264\" xmlns=\"http://www.w3.org/2000/svg\"><path fill=\"white\" fill-rule=\"evenodd\" d=\"M228 245L237 251L253 247L264 253V225L258 221L253 230L236 228Z\"/></svg>",
  "mask_w": 264,
  "mask_h": 264
}]
</instances>
